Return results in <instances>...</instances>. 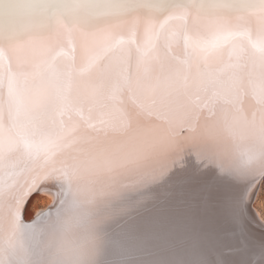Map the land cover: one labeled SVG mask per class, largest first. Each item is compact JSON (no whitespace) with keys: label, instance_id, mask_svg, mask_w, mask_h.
Segmentation results:
<instances>
[{"label":"snow or ice","instance_id":"1","mask_svg":"<svg viewBox=\"0 0 264 264\" xmlns=\"http://www.w3.org/2000/svg\"><path fill=\"white\" fill-rule=\"evenodd\" d=\"M192 156L264 176V0H0V264H169L129 256L185 207Z\"/></svg>","mask_w":264,"mask_h":264},{"label":"bare ground","instance_id":"2","mask_svg":"<svg viewBox=\"0 0 264 264\" xmlns=\"http://www.w3.org/2000/svg\"><path fill=\"white\" fill-rule=\"evenodd\" d=\"M191 162L196 166L198 183L189 190L185 207L163 229L149 236L145 250L132 251L129 258L163 260L169 264H257L264 248V217L254 202L264 176L256 174L236 183L217 177L216 165L209 161L199 163L192 156ZM249 182L255 183L252 198L246 206V210L247 207L251 209L249 215L246 211L242 215L245 219L222 215L219 209L224 202L238 187ZM58 192L59 188L51 183L41 185L31 194L25 208L37 195L44 196L47 204L42 208L33 207L34 212L28 218L24 215V221L29 223L38 213L48 210L56 202ZM147 207L151 209L152 204ZM145 215L144 209H133L126 220L128 223L139 222Z\"/></svg>","mask_w":264,"mask_h":264},{"label":"rangeland","instance_id":"3","mask_svg":"<svg viewBox=\"0 0 264 264\" xmlns=\"http://www.w3.org/2000/svg\"><path fill=\"white\" fill-rule=\"evenodd\" d=\"M36 194V193H34ZM35 201V202H34ZM46 200L44 198V196H39L37 195V197L35 199H31V201L29 202V204H27L26 206V212H25V216L28 218L30 217V215L34 212L35 208H42L44 206H46ZM255 207H257V209L259 210V212L261 213V215L264 217V179L261 182L260 185V190L257 194V198L256 201L254 202ZM35 207V208H33Z\"/></svg>","mask_w":264,"mask_h":264},{"label":"water","instance_id":"4","mask_svg":"<svg viewBox=\"0 0 264 264\" xmlns=\"http://www.w3.org/2000/svg\"><path fill=\"white\" fill-rule=\"evenodd\" d=\"M251 198H252V197H251ZM248 204H249V203H248ZM247 211H248V213H247ZM250 211H251V209L247 207L246 214L249 215ZM237 219H245V218H244L243 216H239ZM241 221H242V220H241ZM241 224H243V222H241ZM238 242H241V243H242L241 239H238ZM249 242H250V240H249ZM248 246H249V245H248Z\"/></svg>","mask_w":264,"mask_h":264}]
</instances>
